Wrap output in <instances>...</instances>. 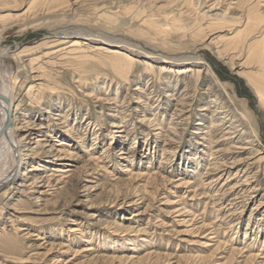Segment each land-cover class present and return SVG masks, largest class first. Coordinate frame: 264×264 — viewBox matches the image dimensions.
<instances>
[{
    "label": "rangeland",
    "instance_id": "obj_1",
    "mask_svg": "<svg viewBox=\"0 0 264 264\" xmlns=\"http://www.w3.org/2000/svg\"><path fill=\"white\" fill-rule=\"evenodd\" d=\"M262 35L264 0H0L48 181L0 190V264H264Z\"/></svg>",
    "mask_w": 264,
    "mask_h": 264
},
{
    "label": "bare ground",
    "instance_id": "obj_2",
    "mask_svg": "<svg viewBox=\"0 0 264 264\" xmlns=\"http://www.w3.org/2000/svg\"><path fill=\"white\" fill-rule=\"evenodd\" d=\"M216 4H218V3H216ZM216 6L217 5H214L213 7H216ZM202 15H203V17H202L203 19L204 18L207 19V21H205V22H208L207 24H205V27H203L202 24H200V25L198 24L199 28H197V29H200L202 31H204V29H207V28H209V30L213 29L212 28V25H214L213 23H217V22L223 23V22H227L229 20V19H227V17H222L220 15L213 16L212 14H207V13L202 14ZM246 19H247L246 23H249V18H246ZM173 24H175L174 19L172 21V26H173ZM255 25H257V24H255ZM178 27L181 28L182 26L179 25ZM254 27H256V26H254ZM214 29H215V27H214ZM263 36L264 35H262V38H263ZM0 50H1V48H0ZM113 52L118 54V55H125V53L122 52V50H113ZM251 53H252L251 56L252 57L255 56L257 62L260 63L261 62L260 59L262 58L261 56L264 55V48H263V50L262 49L257 50V51L252 50ZM6 55H7V50L3 49L0 52V65H1L0 66V190H2V188L7 186V185L10 187L11 183L14 181H18L17 184L22 185L23 184L22 182H25L29 179H30V182L28 183V187H30V188L44 187V186H47L46 184L48 182L47 180H45V177L42 176L41 173H35L34 174V173L29 172V170L27 171L26 167L24 166V164L26 163L25 158L27 156L31 157L32 154L38 153L39 150L38 149L32 150L31 148L26 147V145L28 143L26 140H27L29 134L31 133L29 130L30 123L26 120H22V121L18 122L17 118L14 115V111L11 109V98H10L11 97V94H10L11 91H10V87L8 84V80H10L9 79V73L7 71H5L6 69H4L2 66V61L4 59L3 57H5ZM248 56L250 57V55H248ZM263 64H264V62H263ZM183 71L184 70H182L181 72H183ZM221 97L222 96H220V94L217 91L213 90V93L211 95V98H212L211 101L215 104L214 108H216V109L225 108V106H222L224 104V102H222ZM222 113L225 114L223 118H226L228 116L227 115L228 113L226 114V112L224 110L222 111ZM22 131L27 132V133L21 134ZM40 140H44V139L42 138V139H39V141ZM29 150H30V152H28ZM235 162L238 163L236 160L234 161V163ZM208 174H209V172H208ZM215 180H211V182L215 181ZM7 189H9V188H7ZM4 192H6V189L4 190ZM38 193H41V192L38 191ZM225 194H226V192H225ZM234 199L235 198H233L232 200L230 199L228 204H232Z\"/></svg>",
    "mask_w": 264,
    "mask_h": 264
}]
</instances>
